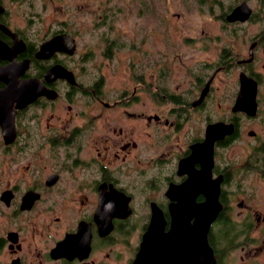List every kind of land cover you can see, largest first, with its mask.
<instances>
[{"label": "flooded vegetation", "instance_id": "1", "mask_svg": "<svg viewBox=\"0 0 264 264\" xmlns=\"http://www.w3.org/2000/svg\"><path fill=\"white\" fill-rule=\"evenodd\" d=\"M36 1L0 0V264H132L153 219L172 247L167 263L183 262L204 241L198 216L214 264H264V0L224 12L246 25L242 55L223 46L203 57L194 37L122 53L104 32L100 55L107 67L118 51V85L105 67L91 72L88 23ZM242 2L247 16L228 20ZM106 24L99 14L94 27ZM222 71L236 73L229 101L218 97ZM241 74L254 102L236 100ZM176 218L186 229L171 236Z\"/></svg>", "mask_w": 264, "mask_h": 264}, {"label": "rangeland", "instance_id": "2", "mask_svg": "<svg viewBox=\"0 0 264 264\" xmlns=\"http://www.w3.org/2000/svg\"><path fill=\"white\" fill-rule=\"evenodd\" d=\"M239 0H37L38 5L47 6L48 9L55 5V14L71 19L74 22H84L87 25L81 40L94 48L96 59L89 62L91 72H96L99 66L105 67L104 59L100 54L104 47L103 35L116 37L119 51L129 50V43L137 40L164 43L183 42L182 39L194 37L202 43L203 57L211 58L223 46L233 49L237 55H242L245 39L248 32L242 23H229L223 15L230 4ZM64 9L61 13L62 7ZM83 9L79 11V9ZM40 10L39 8H37ZM70 9V10H69ZM69 10L68 12H66ZM102 15L107 20L105 28L101 25L94 27L98 16ZM42 19L47 20V13L42 11ZM257 25L253 26L255 29ZM184 55L194 53L195 48L188 45H178ZM187 49V50H186ZM117 57L107 63L104 68L106 81L111 85L121 84L118 80V51ZM196 52H199L196 50ZM93 53V52H92ZM124 53V52H122ZM124 71L125 58L121 59ZM236 73L220 72L217 78L218 97L220 101L232 100V78ZM264 185V180L262 181Z\"/></svg>", "mask_w": 264, "mask_h": 264}, {"label": "water", "instance_id": "3", "mask_svg": "<svg viewBox=\"0 0 264 264\" xmlns=\"http://www.w3.org/2000/svg\"><path fill=\"white\" fill-rule=\"evenodd\" d=\"M249 10L246 7L245 2H242L241 4L237 5L228 15H227V19L228 20H235V19H244L247 14H248ZM54 41V40H52ZM52 41H47L44 45L43 48L46 50L47 48H50L52 45ZM15 68L14 64H10L8 66L5 67V72L7 73L6 75L8 76V87H6L4 90H12V80H13V71L12 69ZM54 67H52L48 72H52L54 71ZM0 74L2 72H4L3 70L0 69ZM10 75V76H9ZM244 75V76H243ZM12 76V77H11ZM246 75L245 74H241V78H242V84L237 96V101L243 100V98H245V100H251L252 102L255 101V85L252 84V87L250 88V90H247V88L244 85V80H245ZM12 79V80H10ZM9 92V91H8ZM6 93V92H5ZM4 95V94H3ZM0 94V113L3 112V107L4 104L2 102H5V98L4 96ZM247 95V97H246ZM251 97V98H250ZM3 99V100H2ZM6 104V103H5ZM2 108V109H1ZM253 108V107H251ZM1 118V117H0ZM1 122V120H0ZM1 125L4 127V122H1ZM217 190L213 195V202L216 204V199L215 197L217 196ZM127 203V202H125ZM196 211H197V207H196ZM197 213V212H196ZM178 221V222H177ZM177 222V223H176ZM196 226H201L203 227V229L206 231L207 225L209 223V219L206 220V218H200L198 216V219H196ZM202 222V223H201ZM184 221H182L179 218L175 219V225L173 230H175V234L171 235V236H176L178 235V232L176 231V229L182 230V229H186L185 227H183ZM188 226V224H187ZM176 228V229H175ZM200 228V227H199ZM157 229V223H155L154 219L151 222V226L148 228V231L144 234L141 244H140V249L137 253L136 258L134 259L132 264H156L152 261V254H157L158 252L162 251V257H161V263L160 264H168L167 263V259L165 258V255L163 252H165V254L171 253L169 252V249L167 246H169V248L171 247L169 245V242L166 240V237L163 236H157V235H153L152 234V230ZM187 229H189V227H187ZM205 231H203L202 233V237L204 239L202 246L200 242H196L195 247H193L192 249H188L187 248V253H186V257L183 259V262L177 258L176 262L177 264H214L213 259L209 256L210 254V250L207 247L204 235H205ZM186 233V232H185ZM180 237L182 238L183 234L182 232L180 233ZM187 235H189V230H187ZM192 235V234H191ZM194 235V234H193ZM200 235V234H199ZM195 239V238H194ZM198 239V238H197ZM162 240V241H161ZM191 242V241H190ZM168 243V244H167ZM172 246H175V242H170ZM182 243L181 242H177L176 243V248H178L179 254L182 255L183 254V249L180 248L179 246H181ZM189 245V243H188ZM172 248V247H171ZM175 248H173L174 250ZM157 251V252H156ZM172 256V255H171ZM182 257V256H181ZM165 258V259H164ZM152 261V262H151ZM171 262V261H170ZM175 263H170V264H175Z\"/></svg>", "mask_w": 264, "mask_h": 264}]
</instances>
